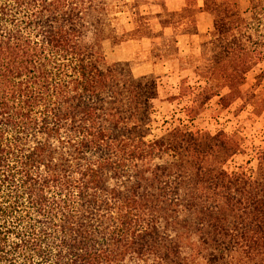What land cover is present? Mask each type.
<instances>
[{
  "label": "trees",
  "instance_id": "trees-1",
  "mask_svg": "<svg viewBox=\"0 0 264 264\" xmlns=\"http://www.w3.org/2000/svg\"><path fill=\"white\" fill-rule=\"evenodd\" d=\"M126 5L0 0V264H264V149L253 174L228 173L234 134L179 125L148 140L155 77L97 46ZM238 6L203 0L213 27L198 35L180 27L192 10L155 3L161 25L201 39L190 119L214 98L264 112V93L243 92L262 58Z\"/></svg>",
  "mask_w": 264,
  "mask_h": 264
},
{
  "label": "rangeland",
  "instance_id": "rangeland-1",
  "mask_svg": "<svg viewBox=\"0 0 264 264\" xmlns=\"http://www.w3.org/2000/svg\"><path fill=\"white\" fill-rule=\"evenodd\" d=\"M123 1L127 2L126 7L121 9V12L113 13L115 21L106 30L105 35L101 37L104 39L98 40L97 46L107 63H129L132 72V67L136 60L141 59V54L135 56V60L132 62L112 58V53L117 52L123 43L141 36V0ZM247 3V12L240 13V15L251 24L249 33L252 37V47L255 54H260L262 59L246 74L243 92L245 94L251 92V87L255 85L256 92L264 93V0H248ZM128 21L133 25V31H128L131 28L127 23ZM117 24L122 29L117 28ZM200 42L201 39L197 37L193 45L198 51V56L192 55V57L186 58L184 60L186 66L184 65V67L178 64V69L187 68L188 71L181 74L177 73L172 77L169 84L166 83L171 86L176 85L177 96L170 95L171 91L164 88V81L158 80L153 75L157 84V99L154 101L148 140L159 138L167 130L179 125H185L190 130L207 132L210 135L219 132L227 135L234 134L240 139L241 151L233 155L223 169L231 173L242 168L244 172L253 174L257 168V156L264 149V112L260 113L241 101H235L222 108L217 106V99L214 98L194 118L190 119L187 116L186 108L191 106L192 98L189 96V92L185 93V89L204 85V82L195 73L196 67L200 70L206 67L205 62L200 60ZM173 52L162 51L165 56L172 55ZM152 53H158L156 48L152 50ZM113 56L116 57L114 54ZM132 75L137 77L133 73ZM226 93L227 90L221 92L222 95Z\"/></svg>",
  "mask_w": 264,
  "mask_h": 264
},
{
  "label": "crops",
  "instance_id": "crops-1",
  "mask_svg": "<svg viewBox=\"0 0 264 264\" xmlns=\"http://www.w3.org/2000/svg\"><path fill=\"white\" fill-rule=\"evenodd\" d=\"M153 5H141V36L137 39H130L123 43L117 52L112 53V58L125 62H132L135 56L141 54V59L136 60L132 67V73L137 76L154 75L158 80L164 81V88L171 91L170 95L177 96V87L167 85L172 77L177 73L181 74L188 71L187 68L178 69V64L186 66L184 60L186 58L198 56L194 45V40L197 36L189 35L177 31L170 26H163L157 21V16L160 10L155 7V3H160L163 12L170 14H178L193 11L192 17H185L182 26L195 28L198 35L208 33L212 30L213 21L211 16L203 10V0H196L195 5H189L187 0H146ZM248 0H239V12H247ZM162 12V11H161ZM131 28L128 31H133L134 27L130 21L127 22ZM168 39L172 40V45L175 51L172 55H163L161 49L166 44ZM156 48L159 53L153 54L152 50ZM194 48V49H193ZM116 55L115 56H113ZM118 56V57H117ZM120 56V57H119ZM140 60V61H139ZM139 61V62H137ZM173 93V94H172Z\"/></svg>",
  "mask_w": 264,
  "mask_h": 264
}]
</instances>
